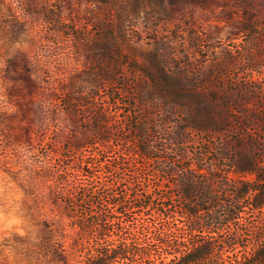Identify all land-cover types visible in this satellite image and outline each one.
I'll list each match as a JSON object with an SVG mask.
<instances>
[{
  "label": "rangeland",
  "instance_id": "obj_1",
  "mask_svg": "<svg viewBox=\"0 0 264 264\" xmlns=\"http://www.w3.org/2000/svg\"><path fill=\"white\" fill-rule=\"evenodd\" d=\"M159 2L0 0V264H84L77 229L61 205L51 202L50 192L63 199L90 180L76 172L79 182H59L58 165L63 170L96 164L94 173L102 182L110 168L99 166V160L127 159V168L116 175L140 184L131 192L139 189L140 196L155 200L151 211L135 214L141 223L159 222L154 209H160L163 192L180 206L178 178L158 171L153 159L146 161L145 172L138 171L135 165L141 158L128 151L141 132L137 128L175 133L183 118L169 116L171 123H166L164 110L154 111L151 102L139 103L133 91L137 85L146 87V82L136 68L150 66L149 60L139 57L138 62L131 56L129 65L117 66L97 62L102 50L95 37L102 34L98 30L103 24L114 27L117 14L122 18L121 34H114L134 35L135 55L155 56L167 69L205 88L210 99L203 107L212 127L208 135L194 134L187 144L192 164L194 152L208 150L202 163L212 173H227L229 166L236 170L252 166L264 174V0H164L163 11ZM106 4H112L113 17L104 22L99 7ZM131 6H137L136 13H129ZM102 68L116 77L113 85L101 89V99L116 98L121 105L119 113L110 116L109 141L98 147L93 145L97 137L85 121L87 114L81 112L80 120L68 115L64 100L84 98L97 84ZM149 90L145 88L143 95ZM79 106L85 105L79 102ZM109 108L113 109L111 102ZM216 148L224 149L223 159H216ZM240 172L229 176L255 180L254 175ZM206 178L215 181L211 174ZM86 208L89 203L83 204ZM241 210L239 220L229 227L252 235L248 253L264 232V208ZM244 256H224L223 261L237 263Z\"/></svg>",
  "mask_w": 264,
  "mask_h": 264
},
{
  "label": "trees",
  "instance_id": "obj_2",
  "mask_svg": "<svg viewBox=\"0 0 264 264\" xmlns=\"http://www.w3.org/2000/svg\"><path fill=\"white\" fill-rule=\"evenodd\" d=\"M160 1L157 7L163 11L164 0ZM111 5L99 7L104 22L113 17ZM131 7L129 13H136L137 6ZM121 19L117 14L114 27L103 24L98 30L102 34L95 37V42L98 49L102 50V57L97 62L117 66L129 65L131 56L138 62L139 57L149 60L150 66L136 68L144 74L146 82V87L137 85L134 88L133 92L139 97V103L143 105L151 102L154 111L164 110L168 114L164 120L166 123H171L169 116L183 118L181 125L176 120L180 129L175 133L165 132L163 129L152 133L143 131L141 127L137 128L141 132L136 133L134 145L128 151L133 154L132 157L141 158L135 165L138 171L145 172L148 168L146 161L153 159L158 171L178 178L175 182L180 190V206L173 204L172 195L163 192L159 196L160 209H154L159 213V222L141 223L134 218L135 214L138 210L151 211L155 200L140 196L139 189L131 192L137 186L140 188V184L128 180L124 182L122 176L116 175V171L127 168V159L121 157L117 163L99 160V166L110 168L109 176L102 182L94 173L96 164L82 163L80 166H66L63 170L58 165L56 171L60 175L59 182H79L76 172L90 180L89 184L76 186L74 193L63 199L62 196L54 195L52 190L50 192L51 202L61 205L64 215L77 229L76 244L80 246L84 264H135L138 261L145 264H225L224 256L234 258L239 253L245 254L243 260L237 259L238 262L232 264H264V232L257 237L258 245L247 253L252 235L246 234L242 228L229 227L239 220L242 208H264V174H259L252 166L242 170L229 166L227 173H212L202 163L208 150L194 152L196 163L192 164L191 159H188L190 151L187 144L192 141L194 134H209L212 124L203 105L210 98L206 95L205 88L190 82L187 75H177L167 69L159 58L138 52L135 55L133 50L138 41H134V35L124 37L114 34V31L121 34ZM59 20L63 21L60 16ZM126 48H129V52ZM101 71V76L95 78L97 84L93 86V90L89 89L84 93V98L68 96L64 100L68 115L80 120L81 112L87 114L88 118L84 119L97 137L93 145L98 147L109 141L112 125L110 116L112 113H119L118 105H121L116 98L109 101L101 99V89H105L106 85H113L116 77L106 68ZM145 88L150 89L148 95H143ZM79 102L85 106H79ZM110 102L114 111L109 108ZM152 126H157L154 120ZM142 143L147 147L142 148ZM172 146V151L168 152ZM66 150L74 151L70 148ZM223 151L224 149L216 148V159H223ZM172 152L173 156L169 157ZM239 171L254 175L255 180L244 182L233 180L229 176V173ZM210 174L216 182L206 178ZM93 181L96 182V188H93ZM86 203H89L90 208L82 209ZM99 205L104 208L95 212L93 208ZM166 258L169 260L166 261ZM155 259L160 261L155 262Z\"/></svg>",
  "mask_w": 264,
  "mask_h": 264
}]
</instances>
